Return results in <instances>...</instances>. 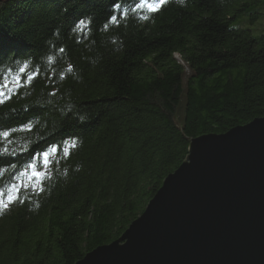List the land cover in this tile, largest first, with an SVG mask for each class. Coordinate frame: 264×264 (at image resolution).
<instances>
[{
  "label": "trees",
  "instance_id": "trees-1",
  "mask_svg": "<svg viewBox=\"0 0 264 264\" xmlns=\"http://www.w3.org/2000/svg\"><path fill=\"white\" fill-rule=\"evenodd\" d=\"M139 3L0 0V264H74L120 237L191 139L264 116V31L242 26L264 0ZM34 159L46 176L21 174Z\"/></svg>",
  "mask_w": 264,
  "mask_h": 264
},
{
  "label": "water",
  "instance_id": "water-1",
  "mask_svg": "<svg viewBox=\"0 0 264 264\" xmlns=\"http://www.w3.org/2000/svg\"><path fill=\"white\" fill-rule=\"evenodd\" d=\"M74 264H264V116L191 139L120 237Z\"/></svg>",
  "mask_w": 264,
  "mask_h": 264
},
{
  "label": "snow or ice",
  "instance_id": "snow-or-ice-1",
  "mask_svg": "<svg viewBox=\"0 0 264 264\" xmlns=\"http://www.w3.org/2000/svg\"><path fill=\"white\" fill-rule=\"evenodd\" d=\"M167 3V0H153L152 3H149L148 0H141V3L137 4L136 7L137 8H143V7H147V9L150 12H156L158 11L163 5H165ZM116 7H119V5H116ZM147 18V17H145ZM113 21L116 19V17H112ZM63 51V50H61ZM24 69H21V72H23ZM28 81H31L33 79V76H28ZM17 86H19V78H17ZM9 88V84L8 83H3L0 84V104H3L5 102L6 98H10L8 97L7 93L5 92V89ZM30 125L28 126L29 130H30ZM0 136L7 138L9 136V132L4 131L2 133H0ZM5 151H7V149H5ZM58 151L57 146H52L49 150L44 151L42 153H40V157H42L43 159V163L46 166L49 162H50V157L51 155L55 154ZM67 151V150H65ZM28 169H31V177L34 178H41L46 176L45 172H41L37 170V165L35 162V159L33 160L32 163H30L27 168H25L24 172L21 173L22 175H26L28 173ZM13 192H19V188L16 185L12 186V190ZM5 195L4 192L0 191V197H3ZM16 197L13 196L11 194V192H9L8 194V202H12L13 200H15ZM7 203H5L4 199L0 198V208H7Z\"/></svg>",
  "mask_w": 264,
  "mask_h": 264
},
{
  "label": "rangeland",
  "instance_id": "rangeland-1",
  "mask_svg": "<svg viewBox=\"0 0 264 264\" xmlns=\"http://www.w3.org/2000/svg\"><path fill=\"white\" fill-rule=\"evenodd\" d=\"M245 19H248V22L246 21L242 23L243 27L251 29L255 34H259L264 31V14L262 18L254 21H249V17Z\"/></svg>",
  "mask_w": 264,
  "mask_h": 264
}]
</instances>
